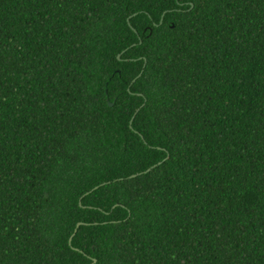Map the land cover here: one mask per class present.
Instances as JSON below:
<instances>
[{"label": "trees", "instance_id": "obj_1", "mask_svg": "<svg viewBox=\"0 0 264 264\" xmlns=\"http://www.w3.org/2000/svg\"><path fill=\"white\" fill-rule=\"evenodd\" d=\"M0 264H264V0H0Z\"/></svg>", "mask_w": 264, "mask_h": 264}, {"label": "water", "instance_id": "obj_2", "mask_svg": "<svg viewBox=\"0 0 264 264\" xmlns=\"http://www.w3.org/2000/svg\"><path fill=\"white\" fill-rule=\"evenodd\" d=\"M81 225V223L80 224H78V227Z\"/></svg>", "mask_w": 264, "mask_h": 264}]
</instances>
